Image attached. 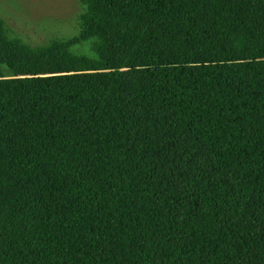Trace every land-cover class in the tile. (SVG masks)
Wrapping results in <instances>:
<instances>
[{
    "label": "trees",
    "instance_id": "16d2710c",
    "mask_svg": "<svg viewBox=\"0 0 264 264\" xmlns=\"http://www.w3.org/2000/svg\"><path fill=\"white\" fill-rule=\"evenodd\" d=\"M79 2L0 17V264H264V0Z\"/></svg>",
    "mask_w": 264,
    "mask_h": 264
},
{
    "label": "rangeland",
    "instance_id": "374dc122",
    "mask_svg": "<svg viewBox=\"0 0 264 264\" xmlns=\"http://www.w3.org/2000/svg\"><path fill=\"white\" fill-rule=\"evenodd\" d=\"M81 13L79 0H0V17L12 36L32 46L76 36ZM78 52L88 54L89 47ZM2 71L6 78H17L12 65L3 66Z\"/></svg>",
    "mask_w": 264,
    "mask_h": 264
}]
</instances>
